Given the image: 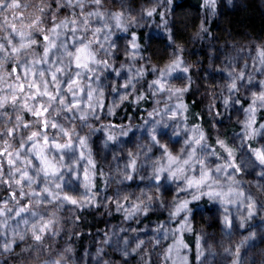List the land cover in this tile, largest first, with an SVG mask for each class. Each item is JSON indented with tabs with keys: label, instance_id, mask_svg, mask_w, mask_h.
<instances>
[{
	"label": "clouds",
	"instance_id": "9594fccd",
	"mask_svg": "<svg viewBox=\"0 0 264 264\" xmlns=\"http://www.w3.org/2000/svg\"><path fill=\"white\" fill-rule=\"evenodd\" d=\"M0 264H264V0H0Z\"/></svg>",
	"mask_w": 264,
	"mask_h": 264
}]
</instances>
